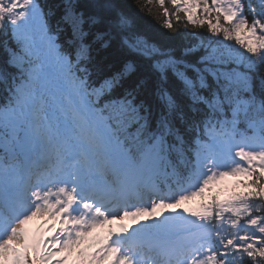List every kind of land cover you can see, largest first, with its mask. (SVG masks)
Listing matches in <instances>:
<instances>
[{
  "label": "snow or ice",
  "instance_id": "obj_1",
  "mask_svg": "<svg viewBox=\"0 0 264 264\" xmlns=\"http://www.w3.org/2000/svg\"><path fill=\"white\" fill-rule=\"evenodd\" d=\"M170 2L0 0V264H264V0Z\"/></svg>",
  "mask_w": 264,
  "mask_h": 264
},
{
  "label": "trees",
  "instance_id": "obj_2",
  "mask_svg": "<svg viewBox=\"0 0 264 264\" xmlns=\"http://www.w3.org/2000/svg\"><path fill=\"white\" fill-rule=\"evenodd\" d=\"M49 4L56 3V0H46ZM132 0H120L122 5L127 6ZM139 2V0H138ZM147 4L148 0H144ZM165 7L169 8V1L165 0ZM149 12L139 14V28L143 31L148 37L160 41L166 46H171L176 49H180L187 44L195 43V39L191 35L193 32H201L202 38H205L206 29H200L199 27H193L192 25H185L183 22L177 23L175 17L171 18L173 23L172 29L162 28L161 25L164 23L163 10L159 4V0H151V3L148 4ZM188 28L189 34H185L183 31L185 28ZM179 30V31H178ZM3 96L0 94V102H2ZM235 191H241L239 188H234ZM206 195V194H205ZM199 200L198 197H195L191 201ZM190 201L186 202L189 203Z\"/></svg>",
  "mask_w": 264,
  "mask_h": 264
},
{
  "label": "rangeland",
  "instance_id": "obj_3",
  "mask_svg": "<svg viewBox=\"0 0 264 264\" xmlns=\"http://www.w3.org/2000/svg\"><path fill=\"white\" fill-rule=\"evenodd\" d=\"M168 1H169V9H171L172 8L171 2H170V0H168ZM206 37H207V30L205 32V38ZM229 43H234V42H229ZM233 184H235V181L234 180H231L229 178H226L224 181H222L220 184L217 185L218 187H220L219 194H220V198L221 199L225 198L229 194L228 189H230ZM126 222L131 223L130 220H126L125 223ZM38 223H39L38 220L31 222L30 225H29V228L30 229H34ZM100 231H102L104 233L106 231V229H98L97 230L98 233ZM72 259H75V257L70 258V264H71V260Z\"/></svg>",
  "mask_w": 264,
  "mask_h": 264
}]
</instances>
